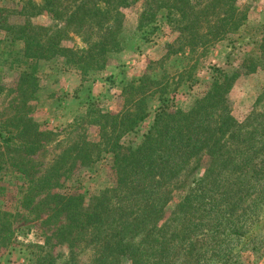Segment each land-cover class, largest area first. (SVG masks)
<instances>
[{"label": "trees", "instance_id": "obj_1", "mask_svg": "<svg viewBox=\"0 0 264 264\" xmlns=\"http://www.w3.org/2000/svg\"><path fill=\"white\" fill-rule=\"evenodd\" d=\"M154 1L162 10V19L178 25L185 45L206 34L214 40L225 39L247 26L249 30L242 40L248 42L240 44L251 47L241 56L236 70L215 68L206 91L185 109L174 106L169 97L171 90H166L169 83L151 92L149 85L159 81L146 75L130 81L124 89L125 107L121 111L113 114L89 109L88 119L93 113L96 116L87 123L99 128V140L90 141L83 130L77 132L45 167L33 156L48 145L59 146V132L41 129L25 113L0 120V170L10 169L24 177L19 201L28 209L27 215L55 224L52 237L71 252L63 261L59 259L61 255L45 252L40 264H76L70 255L74 248L91 251L90 264H120L122 259L129 264H194L201 256L196 216L200 204L213 197L222 182L228 183V175L241 176V171L257 158L255 154H240L252 147L248 141H253L262 128L242 134L241 125L230 113L227 93L240 69L246 73L264 69V25H246L228 0ZM128 3L129 0H22L18 7L0 6V29L5 32L0 43L8 42L0 49V61H7V67L18 72L14 99L32 97L40 60L62 58L64 66L82 75L103 70L110 55L120 48V8ZM42 13H47L54 24L44 26L31 21ZM211 22V29L200 31ZM74 37L86 42L83 49L62 45V40ZM14 42L21 44L19 49L10 48ZM151 99L157 102L155 107L150 105ZM148 118L150 123L143 128ZM234 139L239 146L235 151L230 148ZM106 156L112 161L111 186L88 202L81 192L63 190V182L75 167H92ZM204 161L203 174L192 179L190 193L166 217L173 190L195 174ZM258 162L252 166V175L260 173L264 158ZM223 170L226 174L220 177ZM3 189L0 185V195ZM249 193L231 188L222 195L236 198L231 200V206L237 207L243 195ZM216 203L221 202L216 199ZM2 218L6 213L0 210ZM226 221L222 219V223ZM217 232L211 226L205 232L209 243Z\"/></svg>", "mask_w": 264, "mask_h": 264}, {"label": "rangeland", "instance_id": "obj_2", "mask_svg": "<svg viewBox=\"0 0 264 264\" xmlns=\"http://www.w3.org/2000/svg\"><path fill=\"white\" fill-rule=\"evenodd\" d=\"M21 1L0 0V6L18 7ZM129 2L120 8V48L110 55L103 70L82 75L64 66L62 58L40 60L35 73L37 88L31 98L27 97L23 101L20 96L14 99L17 94L14 90L18 80L17 70L9 69L7 61H0V120L25 113L38 122L41 129L59 132L62 142L59 146L48 145L33 156L42 166L49 164L65 141L74 138L77 132L83 130L90 141H98L99 128L87 123L96 116L93 113L88 119L89 109L113 114L121 111L125 107L124 89L130 81L144 75L159 81L160 84L149 85L151 92L162 90L163 84L169 83L166 90H171L169 97L174 106L185 109L195 97L206 91V84L211 81L215 68L236 70L241 64V56L251 47L240 44L242 41L248 42L242 40L249 30L247 26L242 32L230 34L225 39L214 40L211 34H206L203 38L196 37L191 45H185V36L179 32L178 25L162 19V10L155 6L154 0ZM227 2L237 8L246 25H264V0ZM152 14L156 17H152ZM31 21L44 26L54 24L47 13L36 15ZM213 24L207 23L200 31L211 29ZM4 38L5 32L0 29V39ZM3 43L8 44L2 41L0 49ZM61 43L66 47L83 49L86 42L74 37ZM20 46L19 42H14L10 48L17 50ZM238 72L227 93V100L230 113L241 125L242 134L262 128L254 135L253 141H248L252 147L240 154H255L257 158L253 164H258V159L264 158V69L253 73L240 69ZM151 100L150 105L155 107L157 102ZM149 123L148 118L143 128ZM236 147L239 146L234 139L230 142V148L234 150ZM111 164L110 157L106 156L92 167H75L63 182V190L81 192L88 202L92 196L113 184ZM205 164L204 161L195 174L184 182L182 177V185L178 181L180 186L173 190V198L166 207V217L190 193L192 179H198L203 174ZM253 164L244 168L241 176L234 173L228 175L229 184L222 182L213 197L200 204L196 216L199 221L197 238L200 239L201 256L194 264H264V164L259 174L252 175ZM221 172L220 177L226 174L224 170ZM0 178V185L4 186L0 195V210L6 213V218L0 220V264H40L45 252L61 255L60 260L63 261L64 257L67 260L71 253L69 248L65 244H58L52 237L55 224L44 221L43 217L34 219L33 215H27L28 209L20 203V185L24 177L3 168ZM231 188L250 192L243 195L245 197L237 207L231 206V200L235 201L236 198L222 195ZM221 196L227 199L221 201ZM216 199L221 203L217 204ZM208 210L211 211L208 213ZM223 218H227L226 223H222ZM210 226L211 230L214 227L218 231L211 237V243L205 235ZM205 242H208L207 247ZM72 252L70 255L75 258L76 264H90L93 260V253L89 250L74 248ZM120 264L129 262L122 259Z\"/></svg>", "mask_w": 264, "mask_h": 264}]
</instances>
